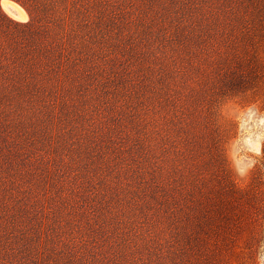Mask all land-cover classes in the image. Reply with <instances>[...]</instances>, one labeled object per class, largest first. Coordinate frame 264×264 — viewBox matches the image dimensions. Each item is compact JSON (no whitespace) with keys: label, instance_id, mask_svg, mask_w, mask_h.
<instances>
[{"label":"rangeland","instance_id":"374dc122","mask_svg":"<svg viewBox=\"0 0 264 264\" xmlns=\"http://www.w3.org/2000/svg\"><path fill=\"white\" fill-rule=\"evenodd\" d=\"M133 2L138 37L117 18L101 54L113 77L87 99L27 105L41 142L3 158L35 174L0 194V264H257L264 0ZM0 18L29 15L0 0Z\"/></svg>","mask_w":264,"mask_h":264},{"label":"trees","instance_id":"16d2710c","mask_svg":"<svg viewBox=\"0 0 264 264\" xmlns=\"http://www.w3.org/2000/svg\"><path fill=\"white\" fill-rule=\"evenodd\" d=\"M15 1L25 8L29 19L16 23L0 18L2 195L23 192L26 186L31 185V179L35 174L34 170L25 169L22 172L9 168L5 166L6 161L3 160L5 155L19 151L25 153L29 148L39 149L41 134L36 128L39 125L36 124L33 128L27 125L24 117L27 105L57 100L70 101L78 97L90 98L91 90L94 89V85L91 84L96 80L95 76L104 74L107 75L106 78H110L117 69L111 64L109 54L101 55L103 51H111L107 39L114 33L121 32L120 29L117 30L118 25L114 20L121 17V20L116 21L120 22V26H126L120 36L126 37V34L131 33L129 36L134 38L139 34L134 27L133 30L129 27L142 16V11L135 8L133 0ZM154 1L162 6L177 1L186 3V0ZM130 13L134 15L126 16ZM142 33L146 34L144 28L141 30ZM130 46L132 45L127 44L126 47ZM161 52L162 50H159L160 54ZM114 56L120 55L116 53ZM162 58L165 59L164 56ZM147 66L152 70L156 67ZM158 66L166 65L160 62ZM106 99V102H109L108 98ZM146 145L145 142L144 146ZM34 159H37V155Z\"/></svg>","mask_w":264,"mask_h":264},{"label":"clouds","instance_id":"9594fccd","mask_svg":"<svg viewBox=\"0 0 264 264\" xmlns=\"http://www.w3.org/2000/svg\"><path fill=\"white\" fill-rule=\"evenodd\" d=\"M257 264H264V244H262L258 250Z\"/></svg>","mask_w":264,"mask_h":264}]
</instances>
